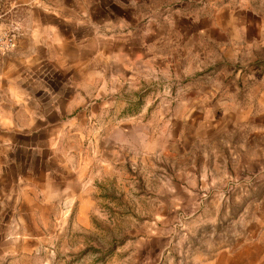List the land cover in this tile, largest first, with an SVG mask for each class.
Listing matches in <instances>:
<instances>
[{"label": "crops", "instance_id": "obj_1", "mask_svg": "<svg viewBox=\"0 0 264 264\" xmlns=\"http://www.w3.org/2000/svg\"><path fill=\"white\" fill-rule=\"evenodd\" d=\"M11 1L28 14L16 48L0 62V264L34 260L41 244L31 237V211L36 199L57 190L56 173L63 196H74L69 192L75 189L82 198L89 189L84 182L90 180L100 196L101 182L121 168L138 170L147 180L150 175L160 184L156 196L170 198L173 207L192 197L195 214L210 210L211 219L188 222L186 233H174L156 264H264V213L248 224L237 213L227 221L228 205L220 197L210 194L209 207L197 199L228 178L230 162L217 161V152L204 153L202 144L223 143L225 120L233 117L223 86L239 79L196 77L197 71L187 76L175 66L178 59L203 57L205 46L221 47L228 38L247 44L260 39L255 0H179L171 13L159 10L149 18L132 13V0ZM144 73L170 91L126 98L118 113L124 120L105 126L106 145L97 148L102 161L45 156L61 123L85 116L100 101L88 98L85 86L106 77L122 96L123 88L144 82ZM68 101L80 104L69 113ZM132 101L145 106L132 111ZM163 225L178 230L175 223Z\"/></svg>", "mask_w": 264, "mask_h": 264}, {"label": "rangeland", "instance_id": "obj_2", "mask_svg": "<svg viewBox=\"0 0 264 264\" xmlns=\"http://www.w3.org/2000/svg\"><path fill=\"white\" fill-rule=\"evenodd\" d=\"M177 1L132 0V13L138 12L147 18L159 10L171 13L168 11ZM12 4L11 0H0V33H15V45L5 57L16 48L18 34L27 24L26 7L19 9ZM253 7L262 17L260 39L255 43H239L228 38L221 47L205 46L203 57L178 59L175 65L187 76L197 71L196 77L239 79L236 85L223 86V97L231 107L227 113L233 114L225 120L223 143L202 144L204 153L217 152L221 154L217 161L230 162L228 178L215 188L209 186L214 191H204V196L197 199L201 205L209 207L208 196L217 195L219 201L228 205L227 221L235 220L237 213L245 224L258 221L264 213V0L253 1ZM220 8L221 5L213 7ZM51 9L54 11V7ZM172 57L176 59L177 55L172 54ZM210 63L213 67L206 70ZM144 76L141 88L138 83L123 88L122 96L114 94L119 90L112 89L115 82L104 79L106 77L85 86L88 98L96 95L100 101L94 102L93 110L90 107L85 116L61 123L60 132L53 137L52 149L49 155L46 151L45 156L52 161H102L97 148L106 145L105 126L124 120L118 113L126 98L133 100L139 93L144 96L170 91L167 83L162 88L156 85L158 81L151 74L144 73ZM167 77V74L163 76ZM231 94L236 97V103L230 101ZM79 104L68 101L69 113ZM131 105L132 111H137L145 102L143 105L142 101H132ZM158 120L154 117L151 122L157 127ZM206 161H215V158L207 157ZM124 170L116 169L113 179L101 182L100 196L90 189L93 184L90 180L84 182L85 191L89 189L82 198L76 196L75 189L69 192L74 196H63L60 173L54 175L57 190L46 198L36 199L38 206L31 211V237L40 239L41 244L31 264H156L174 233H186L188 222L211 219L207 208L200 214L194 213L195 198H181L179 203L177 199L179 208L173 207L170 198L156 196L160 184L150 175L147 180L138 170ZM165 223H175L178 230H171L163 225Z\"/></svg>", "mask_w": 264, "mask_h": 264}, {"label": "built area", "instance_id": "obj_3", "mask_svg": "<svg viewBox=\"0 0 264 264\" xmlns=\"http://www.w3.org/2000/svg\"><path fill=\"white\" fill-rule=\"evenodd\" d=\"M15 45V33L3 32L0 33V62L3 61L6 53L11 50Z\"/></svg>", "mask_w": 264, "mask_h": 264}]
</instances>
